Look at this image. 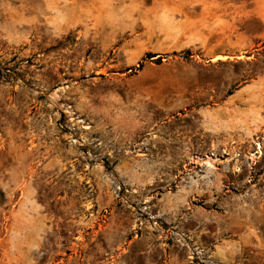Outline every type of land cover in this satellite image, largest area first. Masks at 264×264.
<instances>
[{
  "label": "rangeland",
  "instance_id": "obj_1",
  "mask_svg": "<svg viewBox=\"0 0 264 264\" xmlns=\"http://www.w3.org/2000/svg\"><path fill=\"white\" fill-rule=\"evenodd\" d=\"M0 264H264V0H0Z\"/></svg>",
  "mask_w": 264,
  "mask_h": 264
},
{
  "label": "trees",
  "instance_id": "obj_2",
  "mask_svg": "<svg viewBox=\"0 0 264 264\" xmlns=\"http://www.w3.org/2000/svg\"><path fill=\"white\" fill-rule=\"evenodd\" d=\"M153 57H156V55H152L151 53L147 55V58L151 59Z\"/></svg>",
  "mask_w": 264,
  "mask_h": 264
}]
</instances>
